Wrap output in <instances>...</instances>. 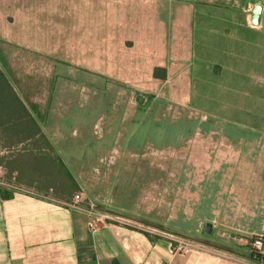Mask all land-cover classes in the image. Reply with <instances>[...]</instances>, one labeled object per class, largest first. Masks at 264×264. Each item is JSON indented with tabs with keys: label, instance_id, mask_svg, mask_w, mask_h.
I'll return each instance as SVG.
<instances>
[{
	"label": "crops",
	"instance_id": "crops-1",
	"mask_svg": "<svg viewBox=\"0 0 264 264\" xmlns=\"http://www.w3.org/2000/svg\"><path fill=\"white\" fill-rule=\"evenodd\" d=\"M147 7L154 9L151 18L144 17ZM141 9L139 30L154 37L128 40L136 52L124 56L123 71L153 75L164 69L166 80L184 75V85L177 88L185 90V134L175 117L169 148L192 157L191 165L170 164L177 174L170 183V209L155 212L154 218L162 222L168 214L174 232L197 240H185L190 248L174 253L173 239L156 229L102 221L92 232L79 212L23 195L3 198L0 191V264H259L250 259V244L253 237H264V0H244L233 8L160 0ZM0 38L24 42L33 53L45 51L31 38L24 41L2 30ZM105 39L99 42L97 29L91 28L88 47L70 40L73 44L60 47L58 56L88 55L84 69L63 63L80 73L115 72L98 64L120 43ZM59 72L64 73L61 66ZM52 121L51 127L41 122L39 133L16 147L25 146V161L10 171L11 177L56 201L81 194L85 203L93 200L115 212H129L134 186L144 178L122 177L137 165L117 162L92 180L85 173L92 165L83 155L98 154V126L108 138H117L121 154L145 151V115L123 121L98 118L88 127L62 114ZM44 138L48 145L40 146ZM210 140L218 144L216 156ZM208 223L211 232L205 234Z\"/></svg>",
	"mask_w": 264,
	"mask_h": 264
},
{
	"label": "rangeland",
	"instance_id": "rangeland-1",
	"mask_svg": "<svg viewBox=\"0 0 264 264\" xmlns=\"http://www.w3.org/2000/svg\"><path fill=\"white\" fill-rule=\"evenodd\" d=\"M157 1L160 0H0V31L15 34L24 41L31 38L37 42H34L35 45L45 49L43 53H33L26 48L24 42L15 44L0 38V71L33 115L40 119L38 125L41 126V122H46L51 127L54 123L52 120H57L61 114L71 122L81 119L86 127L95 123L98 118L123 121L133 115H145L147 130L141 136L145 151L131 155L121 154L117 138H108L107 130L98 126L94 135L98 154L83 155L88 166L89 163L92 165L85 170L92 180L101 178L117 162L137 165L136 169L132 166L130 171L125 170L122 177L144 178V181L140 180L134 186L135 198L131 194L133 208L129 212H115L93 200L88 201L96 211L112 215V221L147 232L159 231L164 237L173 240L196 241L195 236L174 232L169 226L168 214L162 222L155 221L154 218L155 212L168 213L170 209V183L172 178L177 177L176 172L170 170V164L184 163V167L192 162L191 155L176 153L169 148L170 123L175 117L179 128L183 130V136L185 134V90L177 88L184 85L185 77L183 75L176 79L178 75H173L168 80H161L154 76L155 73L151 75L123 71V65L128 61L124 56L136 52L128 40L141 36L154 37L152 32L141 33L137 19L143 17L141 8L144 3ZM161 1L233 8L241 6L244 0ZM144 14L145 18H151L154 16V9L147 7ZM91 28L97 29L99 42L106 40V37L120 41L114 43V49L109 51L108 57L98 59L99 65L115 68L117 71L107 74L80 73L73 67L84 69L85 61L89 60L88 55L81 52L75 58L58 56V53H63V50L59 52L60 47L73 44L69 43L70 40H75L76 45L82 40V45L88 47ZM64 38L66 43H63ZM60 39L62 42H59ZM129 45L132 48L129 49ZM63 63L73 67L64 66ZM60 66L64 73L59 72ZM69 71L71 72L68 73ZM198 125L202 127L201 123ZM45 141L40 146L48 145L47 140ZM209 142L215 154L218 144L214 143L215 140ZM2 147L0 142V178L8 179L11 177L10 171L25 161V146L9 150ZM182 174L184 176L185 171L182 170ZM126 187L127 190L133 188Z\"/></svg>",
	"mask_w": 264,
	"mask_h": 264
},
{
	"label": "trees",
	"instance_id": "trees-1",
	"mask_svg": "<svg viewBox=\"0 0 264 264\" xmlns=\"http://www.w3.org/2000/svg\"><path fill=\"white\" fill-rule=\"evenodd\" d=\"M155 77L165 80V70H158ZM32 112L16 94L9 81L0 71V142L4 149L16 148L25 140L31 139L39 133L40 128L32 117ZM3 198L11 197L1 191ZM250 259L259 264H264V255L250 253Z\"/></svg>",
	"mask_w": 264,
	"mask_h": 264
},
{
	"label": "built area",
	"instance_id": "built-area-1",
	"mask_svg": "<svg viewBox=\"0 0 264 264\" xmlns=\"http://www.w3.org/2000/svg\"><path fill=\"white\" fill-rule=\"evenodd\" d=\"M0 191L9 193L11 196L23 195L41 200L51 201L67 209L79 212L87 217V226L90 231H95L99 222L112 221L113 219L109 214H102L94 209L90 203H85L81 194H76L68 202L56 201L50 198L48 195H41L29 189L20 186L14 177L8 179L0 178ZM86 204V205H85ZM174 245L172 247L174 253H184L190 248L187 241L173 240ZM250 253H259L263 255L264 250V237H255L251 241Z\"/></svg>",
	"mask_w": 264,
	"mask_h": 264
},
{
	"label": "water",
	"instance_id": "water-1",
	"mask_svg": "<svg viewBox=\"0 0 264 264\" xmlns=\"http://www.w3.org/2000/svg\"><path fill=\"white\" fill-rule=\"evenodd\" d=\"M205 234H209L211 232V225L208 223L205 225L204 231Z\"/></svg>",
	"mask_w": 264,
	"mask_h": 264
}]
</instances>
